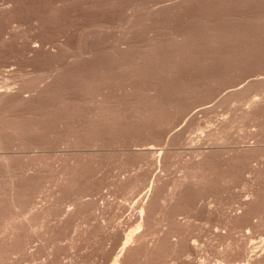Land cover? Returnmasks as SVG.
Segmentation results:
<instances>
[{
  "label": "rangeland",
  "instance_id": "1",
  "mask_svg": "<svg viewBox=\"0 0 264 264\" xmlns=\"http://www.w3.org/2000/svg\"><path fill=\"white\" fill-rule=\"evenodd\" d=\"M263 33L264 0H0V264H264Z\"/></svg>",
  "mask_w": 264,
  "mask_h": 264
},
{
  "label": "bare ground",
  "instance_id": "2",
  "mask_svg": "<svg viewBox=\"0 0 264 264\" xmlns=\"http://www.w3.org/2000/svg\"><path fill=\"white\" fill-rule=\"evenodd\" d=\"M254 1V0H253ZM233 6V5H232ZM233 24V23H232ZM216 27V26H215ZM210 28V27H209ZM215 29H217V28H215ZM252 29V28H251ZM212 33V32H211ZM216 34V33H215ZM214 34V35H215ZM219 34V33H218ZM225 34V33H224ZM254 34V33H253ZM264 34V33H263ZM217 36V35H216ZM188 40V39H187ZM196 40V39H195ZM206 40V39H205ZM239 40V39H238ZM224 41V40H223ZM237 43V42H236ZM227 47V46H226ZM213 49V48H212ZM169 52V51H168ZM172 53V52H171ZM232 65V64H231ZM142 66V65H141ZM32 97V96H31ZM1 98V97H0ZM2 102V101H1Z\"/></svg>",
  "mask_w": 264,
  "mask_h": 264
}]
</instances>
